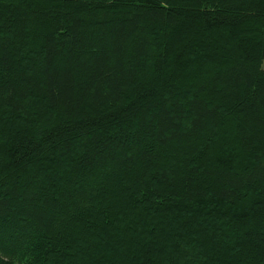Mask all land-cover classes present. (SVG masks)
Listing matches in <instances>:
<instances>
[{"label": "trees", "instance_id": "trees-1", "mask_svg": "<svg viewBox=\"0 0 264 264\" xmlns=\"http://www.w3.org/2000/svg\"><path fill=\"white\" fill-rule=\"evenodd\" d=\"M263 62L264 0H0V264H264Z\"/></svg>", "mask_w": 264, "mask_h": 264}, {"label": "rangeland", "instance_id": "rangeland-1", "mask_svg": "<svg viewBox=\"0 0 264 264\" xmlns=\"http://www.w3.org/2000/svg\"><path fill=\"white\" fill-rule=\"evenodd\" d=\"M263 68H264V62H263ZM10 123V122H9ZM13 125V124H12ZM1 129V128H0ZM3 130V129H2ZM1 134H3V132H1V130H0V135ZM4 135V134H3ZM2 136V135H1ZM4 137H5V135H4ZM0 141H2V139H1V137H0ZM122 188V187H121ZM119 194H121V195H124V191H123V189H119ZM96 201H98L99 202V200H96ZM95 201V202H96ZM101 201H102V199H101Z\"/></svg>", "mask_w": 264, "mask_h": 264}]
</instances>
